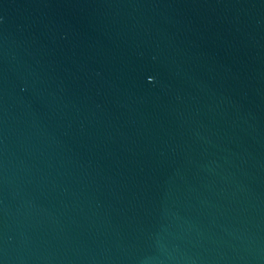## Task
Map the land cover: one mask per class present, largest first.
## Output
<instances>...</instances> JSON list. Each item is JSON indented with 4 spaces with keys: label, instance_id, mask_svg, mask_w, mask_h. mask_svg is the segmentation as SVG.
Listing matches in <instances>:
<instances>
[{
    "label": "water",
    "instance_id": "obj_1",
    "mask_svg": "<svg viewBox=\"0 0 264 264\" xmlns=\"http://www.w3.org/2000/svg\"><path fill=\"white\" fill-rule=\"evenodd\" d=\"M0 264H264V0H0Z\"/></svg>",
    "mask_w": 264,
    "mask_h": 264
}]
</instances>
